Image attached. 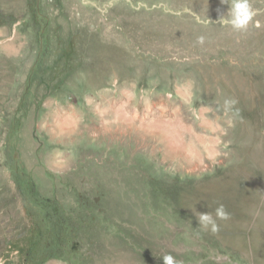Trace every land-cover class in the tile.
<instances>
[{
  "label": "rangeland",
  "instance_id": "rangeland-1",
  "mask_svg": "<svg viewBox=\"0 0 264 264\" xmlns=\"http://www.w3.org/2000/svg\"><path fill=\"white\" fill-rule=\"evenodd\" d=\"M249 3L236 31L231 0H0V264H264Z\"/></svg>",
  "mask_w": 264,
  "mask_h": 264
},
{
  "label": "clouds",
  "instance_id": "clouds-1",
  "mask_svg": "<svg viewBox=\"0 0 264 264\" xmlns=\"http://www.w3.org/2000/svg\"><path fill=\"white\" fill-rule=\"evenodd\" d=\"M222 3H228V0H222ZM255 15L256 13L253 11L249 0H231L227 16L221 15L218 22L225 26L230 25L236 31H246ZM197 19L198 22H203L199 18ZM257 26H259L258 22ZM203 39V37H200L199 42L203 43ZM236 103L237 101L235 99L225 101V105L229 107ZM195 215L198 221V227L204 231H210L212 234H217L220 231V225L217 223L218 220L226 221L231 217V214L223 204H220L215 209V215L211 212H199L198 214L195 213ZM162 259L164 264H181L171 254L163 255Z\"/></svg>",
  "mask_w": 264,
  "mask_h": 264
},
{
  "label": "flooded vegetation",
  "instance_id": "flooded-vegetation-1",
  "mask_svg": "<svg viewBox=\"0 0 264 264\" xmlns=\"http://www.w3.org/2000/svg\"><path fill=\"white\" fill-rule=\"evenodd\" d=\"M28 1H29V5H30L29 8L31 9V4L33 3L34 0H28ZM41 38H42V36H41ZM23 197H24V194H23ZM24 200H25V202H26V204H27V198H26V197H24ZM27 206H28V205H27ZM52 251H55V250H52ZM52 253H54V252H51V254H52Z\"/></svg>",
  "mask_w": 264,
  "mask_h": 264
},
{
  "label": "bare ground",
  "instance_id": "bare-ground-1",
  "mask_svg": "<svg viewBox=\"0 0 264 264\" xmlns=\"http://www.w3.org/2000/svg\"><path fill=\"white\" fill-rule=\"evenodd\" d=\"M228 187V186H227ZM219 189V188H218ZM230 190V189H229ZM237 196V195H236Z\"/></svg>",
  "mask_w": 264,
  "mask_h": 264
}]
</instances>
